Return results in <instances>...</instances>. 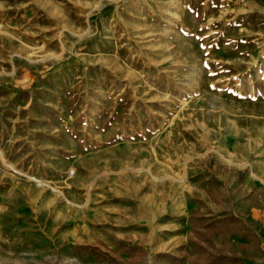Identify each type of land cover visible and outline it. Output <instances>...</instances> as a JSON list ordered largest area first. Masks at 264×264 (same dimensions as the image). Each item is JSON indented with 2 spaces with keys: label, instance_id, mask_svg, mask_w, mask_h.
<instances>
[{
  "label": "rangeland",
  "instance_id": "obj_1",
  "mask_svg": "<svg viewBox=\"0 0 264 264\" xmlns=\"http://www.w3.org/2000/svg\"><path fill=\"white\" fill-rule=\"evenodd\" d=\"M263 178L264 0H0V264H264Z\"/></svg>",
  "mask_w": 264,
  "mask_h": 264
},
{
  "label": "trees",
  "instance_id": "obj_2",
  "mask_svg": "<svg viewBox=\"0 0 264 264\" xmlns=\"http://www.w3.org/2000/svg\"><path fill=\"white\" fill-rule=\"evenodd\" d=\"M197 220L205 230L216 231L217 233L223 235L238 233L241 231L244 234L246 232L242 221L239 218L234 217L233 215H226L221 218L209 219L204 218L202 215H199L198 211H195L194 213H192V223L195 233L199 236H202L204 232L199 230L200 228L196 226L197 224H195V222ZM78 248L87 249L88 253H92L95 256L100 254V250L92 246H79ZM199 249L202 250V256H200V260H189V264H244L239 256L227 255L221 253L220 251L205 253V248L201 246H199ZM161 257L166 260L168 264H184V259H181L177 256L162 254Z\"/></svg>",
  "mask_w": 264,
  "mask_h": 264
},
{
  "label": "crops",
  "instance_id": "obj_3",
  "mask_svg": "<svg viewBox=\"0 0 264 264\" xmlns=\"http://www.w3.org/2000/svg\"><path fill=\"white\" fill-rule=\"evenodd\" d=\"M262 183L264 184V178H263V180H262Z\"/></svg>",
  "mask_w": 264,
  "mask_h": 264
}]
</instances>
